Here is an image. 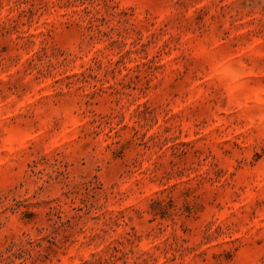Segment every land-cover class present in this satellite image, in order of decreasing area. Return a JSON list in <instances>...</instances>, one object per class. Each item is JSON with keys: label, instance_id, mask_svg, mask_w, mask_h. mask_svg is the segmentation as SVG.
Here are the masks:
<instances>
[{"label": "clouds", "instance_id": "clouds-1", "mask_svg": "<svg viewBox=\"0 0 264 264\" xmlns=\"http://www.w3.org/2000/svg\"><path fill=\"white\" fill-rule=\"evenodd\" d=\"M0 264H264V0H0Z\"/></svg>", "mask_w": 264, "mask_h": 264}]
</instances>
